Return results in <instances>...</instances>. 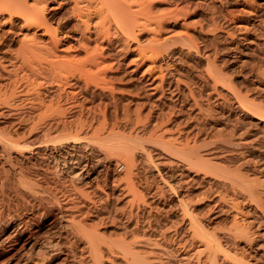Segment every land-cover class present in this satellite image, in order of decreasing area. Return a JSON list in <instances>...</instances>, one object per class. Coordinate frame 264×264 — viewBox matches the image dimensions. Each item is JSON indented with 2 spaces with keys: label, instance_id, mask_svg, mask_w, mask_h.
<instances>
[{
  "label": "bare ground",
  "instance_id": "obj_1",
  "mask_svg": "<svg viewBox=\"0 0 264 264\" xmlns=\"http://www.w3.org/2000/svg\"><path fill=\"white\" fill-rule=\"evenodd\" d=\"M1 255L264 264V0H0Z\"/></svg>",
  "mask_w": 264,
  "mask_h": 264
},
{
  "label": "rangeland",
  "instance_id": "obj_2",
  "mask_svg": "<svg viewBox=\"0 0 264 264\" xmlns=\"http://www.w3.org/2000/svg\"><path fill=\"white\" fill-rule=\"evenodd\" d=\"M50 5L52 6V4L49 2V9H50ZM49 11H50V10H49ZM140 41H141L140 39H137V40H135V41H132V42H131V46H133V45L136 46V44H138ZM164 59H165V61H168V57H167V55H165ZM17 95H18V94H17ZM17 95H16V96H17ZM16 96L14 95V97H16ZM16 99H17V97H16ZM54 136H55V135H54ZM54 136H53V137H54ZM45 143H46V142H44V143L42 142V143H41L42 147L47 146V145H45ZM46 144H47V143H46ZM48 149H49V150H48ZM48 149H47V150H48V154H49V155H47L48 158H46L45 156H43V157L41 156L42 158H39V159H40V162H41V163L43 162V163L41 164V166H42L41 170L44 171L45 168L50 167V169H51L53 172H55L56 175H58V176H57V179H60V178L63 179V178L66 177V179H63V180H65L66 182L69 181V183H71L72 180L69 179V178H70V174H71V172L69 171L68 167H66V166H68V164H67V165L64 164V160L62 159L63 162L60 160V161L62 162L61 166H59V165L56 166L57 163H56V162L53 163V161H52L53 159H52V157H51V156L53 155V154H51L52 151H50V150H52V147L50 148V146H49ZM57 152H60V154H61V152H63L64 154L66 153L65 151H57ZM180 153H181V152H180ZM180 153L177 154L178 156L174 155V154H176V153H173V156H175V157H173V163H172V166L174 165L173 167L177 168V167H176V164H177L176 162H178V164H177L178 168H179V167H180V169L182 168L181 171H183V167H184V170H185V172H186V171H188L189 169H191V166H189V165L187 164V165L189 166V167H188V166L186 165V163L188 162L186 159H188V157H189L188 155H189V154L186 155L187 153H185V152H182L181 154H180ZM183 153H184L185 155H182ZM58 154H59V153H58ZM89 154L91 155V153L88 152V150H87V154H86V155H87V157L89 156V157L91 158L92 155L90 156ZM56 155H57V153H56ZM61 155H62V154H61ZM65 155H67V154H65ZM65 155H64V156H65ZM179 155H181V156H179ZM67 156H68V155H67ZM67 156H65V158H66ZM182 156H183V157L186 156V157L183 158ZM187 156H188V157H187ZM89 157H88V158H89ZM179 157H180V158H179ZM44 158H46V159H45V160H42V159H44ZM174 158H175V160H177V161H174ZM47 159H49V160H47ZM180 159H181V160H180ZM184 159L186 160V162L184 161ZM189 159H190V158H189ZM41 160H42V161H41ZM45 161H46V162L48 161V162L46 163ZM50 162H52V163L50 164ZM67 162L70 164V160H67ZM109 163H110V164H109ZM52 164H53V165H52ZM106 164H108V168H107V169H108V172H107L106 174L104 173V174L100 177V179H95V176H94V177L92 176L93 178H92V177L90 178L89 181L91 182V180H92L91 183H92V184L94 183L93 185H96V184H97L98 186H101V187L104 186V185H106V184L109 185V186H110V185H114L116 182H114L113 180L111 181V179H112V175H113V174H116V173H117L116 175H118V174H120L121 176H122V175H123V176L125 175L126 170H127V166H126L123 162H107ZM180 164H182V165H180ZM189 164H191V163H190V160H189ZM43 165H44V166H43ZM50 165H51V166H50ZM54 165H55V167H58L59 169L54 170V169H56V168L54 167ZM65 165H66V166H65ZM117 165H118V166H117ZM185 166L188 167V169H187ZM51 167H53L54 169L51 168ZM112 167H113V168H112ZM185 168H186L187 170H186ZM67 169H68V170H67ZM180 169H176V170H179V171H180ZM59 170H63L64 172H63V171H59ZM109 171H110V172H109ZM69 172H70V173H69ZM114 172H115V173H114ZM58 173H60V174H58ZM62 173H63V174H62ZM110 173H111V174H110ZM149 173H150V174H149ZM179 173L181 174V172H179ZM179 173H178V174H179ZM64 174H65V175H64ZM148 174H149L150 176L153 175V176H155L156 178H157V176H158V175H156L157 172L152 171V170L149 171ZM62 175H63V176H62ZM59 176H60V178H59ZM61 176H62V177H61ZM68 176H69V177H68ZM123 176L121 177L122 179L120 178V181L117 182L116 184L119 183L118 185H120V184H121V185H125L124 181L126 182V180H125V177H123ZM166 176H167V175H166ZM67 177H68V178H67ZM39 178H40V179H39ZM39 178H37V179H38V184H40L39 182H41L42 185H41V184L38 185V186H39V189H40V188H41V189L38 190V191L40 192V194L37 193V195L39 196V202H41V201L44 202V199H45V198H46V199H47L48 197L50 198L51 191L53 192L54 189H55V188H54V187H55V184H53L54 182L52 183L53 180L51 181V179H53V177L50 176V175L48 176V178H45L44 176H40ZM44 178H45V179H44ZM49 178H51V179L49 180ZM101 178H102V179H101ZM67 179H68V180H67ZM108 179H109V180H108ZM168 179H169V178H168ZM39 180H40V181H39ZM46 180H47V181H46ZM44 181H45V182H44ZM58 181H59V180H58ZM74 181H76V182H73V183H75V184L78 183V182H77L78 180H74ZM122 181H123V183H122ZM138 181L141 182V181H142V178L140 177ZM50 182H51V183H50ZM69 183H68V184H69ZM126 183H127V182H126ZM46 184H47V185H46ZM44 185H45V186H44ZM49 185H50V186H49ZM44 187L47 188V189L45 190ZM51 187H52V188H51ZM53 188H54V189H53ZM167 189H168V188H166V190H165V191H166V192H165L166 196H167L168 193H169L168 196H169L173 201L175 200V201H174V204H176V199H177V198H176L174 195H172L173 193L168 192ZM43 190H44L46 193H42V192H44ZM48 191H49L50 194L48 193ZM169 191H170V190H169ZM181 191H182V190H181ZM181 191H179V194L181 193ZM41 193H42V194H41ZM48 194H49V195H48ZM41 195L44 196V197H43V198L40 197ZM168 196H167V197H168ZM173 196H174V197H173ZM40 199H42V200H40ZM46 199H45V200H46ZM39 202H38V203H39ZM45 202H46V201H45ZM45 202H44V203H41V205H40L41 207L39 206V209H42V206H43V204H45ZM176 206H177V207H176ZM176 206H175L174 209H175V210H176V209L178 210L179 207H178V205H176ZM1 257H2V260H3V256H2V255L0 256V258H1ZM2 260L0 259L1 262H2Z\"/></svg>",
  "mask_w": 264,
  "mask_h": 264
}]
</instances>
